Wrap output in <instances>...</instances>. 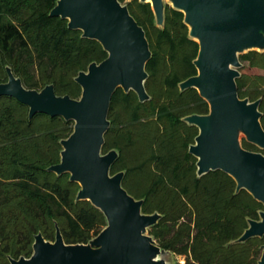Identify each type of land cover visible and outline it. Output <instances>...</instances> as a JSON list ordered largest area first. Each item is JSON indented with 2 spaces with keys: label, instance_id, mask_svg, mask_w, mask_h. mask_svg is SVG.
I'll return each mask as SVG.
<instances>
[{
  "label": "trees",
  "instance_id": "16d2710c",
  "mask_svg": "<svg viewBox=\"0 0 264 264\" xmlns=\"http://www.w3.org/2000/svg\"><path fill=\"white\" fill-rule=\"evenodd\" d=\"M56 2L0 0V83L8 80L9 66L28 88L54 84L58 95L78 98L82 88L75 77L108 53L97 40L70 29L67 19L50 16ZM127 5L152 51L145 83L151 98L142 102L135 91L121 87L114 93L103 146V153L119 152L111 174L124 170L122 184L144 199L142 211L162 214L149 234L162 248L184 255V264H257L264 236L235 240L249 218H260L264 205L245 189L237 193L236 181L222 170L199 177L197 158L189 152L199 129L183 118L208 113L209 104L196 88L179 87L197 74L193 61L199 51L184 13L166 4L159 27L149 2ZM240 60L246 62L242 69L264 71V52L251 50ZM237 84L241 98H262L264 127V74L241 72ZM73 126L71 120L46 113L30 119L27 105L0 96V264H11L9 257H30L39 232L55 240L56 224L67 243H87L106 226L102 211L88 200H75L80 185L69 180V173L47 170L60 161V141Z\"/></svg>",
  "mask_w": 264,
  "mask_h": 264
},
{
  "label": "water",
  "instance_id": "95a60500",
  "mask_svg": "<svg viewBox=\"0 0 264 264\" xmlns=\"http://www.w3.org/2000/svg\"><path fill=\"white\" fill-rule=\"evenodd\" d=\"M184 13L189 37L199 43L194 59L197 74L179 83L181 91L196 88L209 104V112L183 119L199 133L189 152L197 158V175L222 170L236 181V192L247 190L264 205V153L247 149L246 141L264 149L262 98L250 100L238 93L237 78L243 63L240 55L264 52V0H168ZM149 2L155 23L164 26L165 0ZM50 16L68 20V27L82 37L101 43L108 56L79 71L75 81L81 95H58L54 84L28 88L7 67L8 80L0 83V96H12L36 113L73 121L71 134L61 139L60 161L47 168L57 175L69 173L80 188L76 201L88 200L105 215L106 226L87 243H67L57 226L55 240L42 232L35 235L30 257H9L11 264H177L171 250L162 248L148 233L162 214L144 213V199H137L123 186L125 171L111 174L119 157L116 149L103 153L108 117L116 90H133L144 102L147 62L152 57L146 31L120 0H57ZM259 219L235 242L264 236V209ZM257 264H264V245Z\"/></svg>",
  "mask_w": 264,
  "mask_h": 264
},
{
  "label": "rangeland",
  "instance_id": "374dc122",
  "mask_svg": "<svg viewBox=\"0 0 264 264\" xmlns=\"http://www.w3.org/2000/svg\"><path fill=\"white\" fill-rule=\"evenodd\" d=\"M132 0H124L122 3L123 4H127V3H129V2H131ZM165 3H169V1L168 0H165ZM243 63H246V62H244V61H242ZM241 70V72H247V73H261V74H264V71L263 70H256V69H250V68H246V69H240ZM244 139V138H243ZM148 233H149V231H148ZM175 257H176V259L178 260V262L180 263V264H184L185 263V256L184 255H179V254H175L174 255Z\"/></svg>",
  "mask_w": 264,
  "mask_h": 264
}]
</instances>
